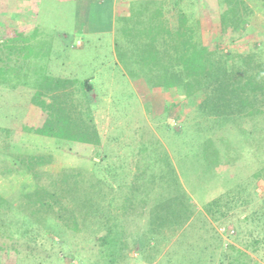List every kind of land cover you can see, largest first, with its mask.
<instances>
[{
    "label": "trees",
    "instance_id": "16d2710c",
    "mask_svg": "<svg viewBox=\"0 0 264 264\" xmlns=\"http://www.w3.org/2000/svg\"><path fill=\"white\" fill-rule=\"evenodd\" d=\"M136 1L141 3L133 11L131 7L130 13L136 15L134 24L127 25L124 32L133 40L140 39L132 46V54L124 56L125 69L131 75L137 72L146 77L151 87L178 89L198 113L219 121L216 132L209 135L197 128V150L207 170L219 168L221 154L228 158V173L235 181L229 190L233 195L230 198L243 207L240 212H246L242 221L249 220L253 225L248 229V238L252 239L243 244L258 253L259 247L264 248V200L257 201L248 185L254 187L255 181H264V166L249 174V179L241 180L233 178L232 161L240 156L236 148L241 142L251 144L256 129L264 128V48L258 44L246 51L226 52L213 46L210 33L201 34L178 4H174L175 18L170 23L164 17L162 3ZM152 2L155 7L151 9ZM18 4L15 0H0V47L5 46L8 54L24 47L19 44L27 37L23 28H27V35L32 30V18L19 14ZM218 4L220 32L226 39L233 37L243 24L253 23L254 13L245 0H218ZM24 17L26 23H22ZM262 27L259 33L264 37V22ZM5 72L10 71L0 68L2 81L6 79ZM72 81L34 72L25 78L24 86H31V103L39 109L30 115L31 127L21 128L42 136L100 146L101 136L90 107L93 99L87 95L92 91L91 82L83 80L81 99L68 88ZM9 135L10 131L0 126V147H9ZM15 156L19 161L14 158V163L1 169V175L16 169V162L30 173L34 184L15 199L0 194V264L10 252L15 256L14 264L60 260L68 253L78 259V264H118L130 246L138 248L139 259L146 264H260L234 245L222 247V238L211 225V221L221 223L227 214L226 209L220 208L222 196L204 203L211 221L203 226L196 220V207L176 174L170 181L165 179V184L153 186L158 189L154 190L149 185L138 186L136 176H123V166H127L123 162L104 164L98 153L90 172L74 167L52 172L40 168L48 161L45 156ZM163 159L170 169L169 160ZM48 233L61 234L64 255L55 253L52 257L48 253L43 258L34 251L41 245L40 238L48 237ZM86 234L92 239L81 244L91 242L87 251L90 257L80 255L84 251L81 245L69 250L70 239ZM26 248L33 253L26 252ZM261 257L264 261V253Z\"/></svg>",
    "mask_w": 264,
    "mask_h": 264
},
{
    "label": "rangeland",
    "instance_id": "374dc122",
    "mask_svg": "<svg viewBox=\"0 0 264 264\" xmlns=\"http://www.w3.org/2000/svg\"><path fill=\"white\" fill-rule=\"evenodd\" d=\"M15 1L19 2L20 7L17 12L23 13L27 19L32 18V30L27 35V28H23V35L27 37L22 40L23 43H19L24 44V47L17 50L18 52L8 54L5 46L0 47V68L4 67L6 71H10L5 72L4 81L0 79V126L10 131L6 141L9 147H0V171L8 164L14 163V158L17 159L15 155H29L45 156L48 161L43 162L40 168L52 172H57L62 167H74L90 172L93 171L95 154L98 153L97 157L102 159L104 164H126L127 166H123L122 175L127 179L136 176L138 186L157 187L160 182L165 184V179L170 181L176 174L182 187L191 196L199 224L208 226L206 221H211L205 213L204 203L213 197L222 196L219 200L220 208L223 211L226 209L227 214L222 216L221 223L211 221V225L222 238V247L234 245L260 264H264L261 257L264 253L263 247H259L258 253L244 247L243 243L252 239L248 238V229H252L253 225L249 224V220L242 221L246 212H240L243 207L237 206L234 199L230 198L233 195L229 190L235 186V181L231 180L228 173V158L221 154L219 168L207 170L203 167L205 161L197 150L195 134L199 131L206 135L215 133L219 121L198 113L193 105L182 98L178 89L151 87L146 77L139 76L137 72L135 76L131 75L125 69L124 61L126 62L127 58L124 56L132 54V46L140 38L133 40V36L125 35L124 31L127 25L134 24L136 15L130 12L141 1ZM155 1L164 5V17L168 18L170 23L175 18L174 4H178L189 22L201 34L210 33L212 45L223 48L226 52L246 51L258 44L264 48V37L260 34L264 22L263 0H245L254 13L253 23L243 24L229 39L220 32L218 0ZM7 4L8 7L11 5L10 2ZM24 5L25 8H21ZM150 5L151 9L155 7L154 2ZM27 19L24 17L22 23H26ZM136 35L138 36V33ZM25 62H28L27 65ZM31 71L38 76L72 79L68 88L77 92L78 98L82 96L83 80H90L92 91L87 95L93 99L90 107L101 136L100 146L22 130L24 125L31 127L33 123L29 122L30 115L33 110L39 109L31 103V86L23 84L25 78L31 76ZM262 126L264 127V124ZM254 133L256 138L250 140L251 144L246 145V142L242 141L236 148L241 153L238 158L233 157V178L249 179V174L264 166V128L256 129ZM156 153L159 154L160 160L156 158ZM163 158L169 160L170 169ZM15 167L11 173H0V194L5 198L15 199L18 193L33 188L30 173L16 162ZM161 174L164 175L160 178ZM155 187L154 190H158ZM248 188L249 191L253 188L257 201L264 200L262 179L255 181L254 187L249 184ZM220 226L234 230V234H220ZM48 234V237L40 238L41 245L34 251L43 258L48 253H51L52 257L55 253L58 256L64 255L65 253L61 252L64 247L61 234ZM78 238L70 239L72 248L69 250L73 251L81 245L84 251L80 255L90 257L87 251L92 245L91 242H81L92 239V236L86 234ZM30 245L34 247L33 244ZM26 250L32 251L27 248ZM14 258V254L10 252L3 257V262L14 264ZM40 264H78V259L68 253L60 260L45 259ZM118 264L146 263L139 259L138 248L130 246L127 256L121 257Z\"/></svg>",
    "mask_w": 264,
    "mask_h": 264
},
{
    "label": "built area",
    "instance_id": "2783aa9c",
    "mask_svg": "<svg viewBox=\"0 0 264 264\" xmlns=\"http://www.w3.org/2000/svg\"><path fill=\"white\" fill-rule=\"evenodd\" d=\"M79 44V42H78ZM219 233L222 234V235H227V236H231L234 234V230L230 229V228H227L225 226H220L219 228ZM227 241V239H225Z\"/></svg>",
    "mask_w": 264,
    "mask_h": 264
},
{
    "label": "crops",
    "instance_id": "0c3cea01",
    "mask_svg": "<svg viewBox=\"0 0 264 264\" xmlns=\"http://www.w3.org/2000/svg\"><path fill=\"white\" fill-rule=\"evenodd\" d=\"M89 82H90V80H89ZM77 143H79V142H77ZM80 144H85V143H80Z\"/></svg>",
    "mask_w": 264,
    "mask_h": 264
}]
</instances>
